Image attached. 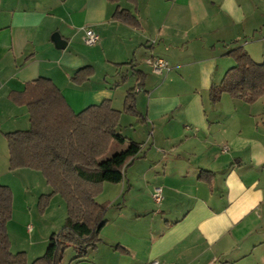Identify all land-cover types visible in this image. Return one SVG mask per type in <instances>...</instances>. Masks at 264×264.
Instances as JSON below:
<instances>
[{
  "label": "crops",
  "instance_id": "0c3cea01",
  "mask_svg": "<svg viewBox=\"0 0 264 264\" xmlns=\"http://www.w3.org/2000/svg\"><path fill=\"white\" fill-rule=\"evenodd\" d=\"M116 8L139 27L114 20ZM86 28L98 34L96 45L85 44ZM239 45L264 62V0H0V184L11 189L12 206H21L29 178L52 189L40 185L37 170H9L5 134L30 127L27 107L10 94L42 77L75 113L103 100L121 111L140 70L136 107L150 144L128 168L135 175L126 170L116 185L128 196L139 177L154 182L158 167L161 182L148 191L152 197L160 186L162 199L126 206L124 197L109 206L96 248L70 264H264V96L252 104L226 93L215 105L209 100L211 84L235 64L226 53ZM152 58L168 68L155 73ZM85 66L92 75L73 83ZM201 170L210 182L199 179Z\"/></svg>",
  "mask_w": 264,
  "mask_h": 264
},
{
  "label": "trees",
  "instance_id": "16d2710c",
  "mask_svg": "<svg viewBox=\"0 0 264 264\" xmlns=\"http://www.w3.org/2000/svg\"><path fill=\"white\" fill-rule=\"evenodd\" d=\"M112 18L139 27L137 18L128 10L116 8ZM226 55L235 64L227 69L219 84H211V105L218 103L223 93L249 104L263 97L264 62H255L240 45ZM92 73V67L85 66L71 80L81 84ZM134 73L135 85L127 89L121 111L114 109L109 100H103L75 113L51 80L42 77L27 83L22 92L10 94L15 103L27 107L30 127L5 134L9 170L40 171L52 189L41 196V210L52 195L58 194L66 204L67 215L63 227L49 237L43 255L28 262L25 252L10 251L7 222L13 194L8 186L0 184V264H64L66 248L75 251L72 261L83 260L96 248L109 209L107 203H98L96 196L104 183H121L126 170L142 156L143 144L117 131L122 113L143 118L136 107V95L145 85L146 74L140 70ZM115 143L125 147L108 155ZM211 176V172L201 170L198 177L210 182Z\"/></svg>",
  "mask_w": 264,
  "mask_h": 264
},
{
  "label": "rangeland",
  "instance_id": "374dc122",
  "mask_svg": "<svg viewBox=\"0 0 264 264\" xmlns=\"http://www.w3.org/2000/svg\"><path fill=\"white\" fill-rule=\"evenodd\" d=\"M138 119V117L129 114L123 115L117 131L127 139L142 143L143 150L146 151L150 144L147 140L150 137L149 133L151 128L149 126H142L139 122L140 119ZM124 147V145L115 143L111 147L108 155L117 152ZM148 152L152 154V148ZM147 168V165L141 166L138 169V174L140 172H145ZM155 170L157 171V174H155L156 177H152L155 178L154 182L151 181V184L147 185L146 180L139 177L134 180L133 192L128 196H124L126 192L121 190L116 184L104 183L105 185H103L101 192L96 196V201L101 204L107 203V206H122L124 205L123 202H125L123 199L126 198V206L154 205V199L150 195V192L152 191L151 188L155 185H159L158 183L161 182L160 179L162 175L160 168L157 167ZM147 172L149 174L153 171L148 170ZM37 174L40 179V185L42 182V186L43 184L45 186L47 182L42 173L37 171ZM127 175L128 177L135 175V169H127ZM34 180L35 179L30 180L29 178L24 181L25 184L28 182L26 184L27 189H25L27 193L25 195L21 194V206H12L11 217L7 222V231L11 237V241L14 242L13 245L10 244L11 250L15 253L19 251L25 252L26 256L30 257V261L34 259L33 257L43 255L47 248L49 237L63 227L66 218V204L58 194L52 195L47 206L41 210V204L39 202L40 198L42 195H47L50 192H44L40 189V186L38 188V184L34 187L31 184L36 182V180ZM22 197L25 201L32 199L33 202L23 205ZM114 208L115 207L110 208L108 212L109 217H112L111 215L113 214L112 212H114ZM27 224H29V227H27ZM74 255L75 251L72 247L66 248L63 253V263L70 264Z\"/></svg>",
  "mask_w": 264,
  "mask_h": 264
},
{
  "label": "built area",
  "instance_id": "2783aa9c",
  "mask_svg": "<svg viewBox=\"0 0 264 264\" xmlns=\"http://www.w3.org/2000/svg\"><path fill=\"white\" fill-rule=\"evenodd\" d=\"M99 36L90 28H86L84 31V42L89 46H94L98 43ZM147 62L151 65L155 73H161L168 68L167 62L162 58L148 59ZM152 197L156 203H159L162 199V188L157 186L153 190ZM148 264H161L159 261L153 260Z\"/></svg>",
  "mask_w": 264,
  "mask_h": 264
}]
</instances>
